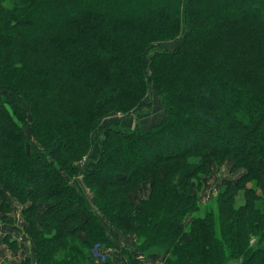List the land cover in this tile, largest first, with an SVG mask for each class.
<instances>
[{
	"label": "trees",
	"instance_id": "trees-1",
	"mask_svg": "<svg viewBox=\"0 0 264 264\" xmlns=\"http://www.w3.org/2000/svg\"><path fill=\"white\" fill-rule=\"evenodd\" d=\"M151 94L150 131L101 123ZM230 159L245 172L203 213L190 184ZM261 161L264 0H0V202L27 204L38 264H112L91 252L118 231L167 264H264Z\"/></svg>",
	"mask_w": 264,
	"mask_h": 264
},
{
	"label": "rangeland",
	"instance_id": "rangeland-1",
	"mask_svg": "<svg viewBox=\"0 0 264 264\" xmlns=\"http://www.w3.org/2000/svg\"><path fill=\"white\" fill-rule=\"evenodd\" d=\"M175 41H168L164 45L168 49H172ZM176 44V43H175ZM175 46V45H174ZM221 91V90H219ZM146 106L142 107L139 111L135 108L129 113H111L105 116L101 123L108 126H118L127 128L129 130H135L138 132H147L150 131L153 127L160 124L164 118L166 117V111L163 107L162 101L160 98H157L155 95L151 94L147 96ZM189 134H194L193 130H189ZM176 138L178 136H183V134H174ZM99 153V144L94 143L90 153L89 158L96 159ZM93 156V157H92ZM234 161L232 159L226 160L223 163L219 164H210L209 173L202 177L203 185L200 188L195 187L193 183H191V192H196L198 200V204H200L201 211L204 213L205 211H212L213 213L217 212V198L219 193L224 190L230 183L236 181L241 174L245 172L242 167L233 166ZM261 167L264 170V162H260ZM72 182L76 186L80 188L81 182L80 178H75ZM151 180H146L141 185L138 186L136 192L130 195L133 202L137 204L140 199H146L149 195ZM84 194L86 197H91L87 191L84 190ZM243 192H237L236 195L230 200L231 203L240 205L244 201ZM8 205L0 202V264H24L25 261L29 260L30 264H38L37 260H35V254L32 250L29 238L25 233V229L27 228V218L24 215L23 210L27 207V204L21 205L15 198L12 202L7 201ZM26 218V220H25ZM39 214L36 217V226L39 227L41 223ZM29 219V218H28ZM31 220V219H29ZM119 235V244L128 243L130 248L136 250L135 255L139 254L141 260H145L146 257L155 256L158 259V264H167V257L162 256L159 253H144L139 251L134 244H137L136 234L134 232H130L127 235H123L121 231L117 233ZM185 235L188 237L187 233ZM184 235V236H185ZM183 238V236H182ZM186 240V239H185ZM125 242V243H124ZM134 248H133V247ZM101 246V250L103 253L97 256V254L91 252V258H94V262L103 263L106 262V259H110L108 257H103L104 254H107L108 248ZM105 249V250H104ZM31 251H33L32 259H31ZM132 255V254H130ZM131 256L127 258V264H131V260L134 261L135 264H139L135 259H138L136 256ZM138 256V255H137Z\"/></svg>",
	"mask_w": 264,
	"mask_h": 264
},
{
	"label": "crops",
	"instance_id": "crops-1",
	"mask_svg": "<svg viewBox=\"0 0 264 264\" xmlns=\"http://www.w3.org/2000/svg\"><path fill=\"white\" fill-rule=\"evenodd\" d=\"M27 239L29 240V238H27ZM30 243H31V246H32V242L31 241H30ZM130 245L128 246V243H125V244L117 243L115 245L116 246V250H113V249L106 250V251H108V253L105 254V256L110 258L112 264H127V262H126L127 261V257H124V254H122V251L128 250L129 255L132 254L130 256H134L135 253H136L135 252L136 250H133L132 248H130ZM32 250H33V247H32ZM32 255H33V251H31V255H30L31 259H32ZM137 255H135V256L138 257V259H135V260L137 262H139V264H158V259L159 258L157 259L155 256H151V257L148 256V257L145 258V260H141L140 259V255L139 254H137ZM162 256H165V255H162ZM29 261H30V259H29Z\"/></svg>",
	"mask_w": 264,
	"mask_h": 264
},
{
	"label": "built area",
	"instance_id": "built-area-1",
	"mask_svg": "<svg viewBox=\"0 0 264 264\" xmlns=\"http://www.w3.org/2000/svg\"><path fill=\"white\" fill-rule=\"evenodd\" d=\"M93 253H94V254L96 253V254H97V256H99V255H98V253H97L95 250L93 251Z\"/></svg>",
	"mask_w": 264,
	"mask_h": 264
}]
</instances>
